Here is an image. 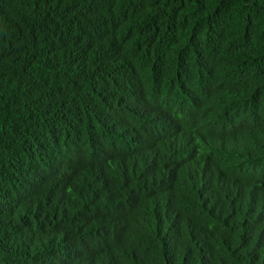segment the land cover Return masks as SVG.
Here are the masks:
<instances>
[{
	"label": "trees",
	"instance_id": "trees-1",
	"mask_svg": "<svg viewBox=\"0 0 264 264\" xmlns=\"http://www.w3.org/2000/svg\"><path fill=\"white\" fill-rule=\"evenodd\" d=\"M0 264H264V0H0Z\"/></svg>",
	"mask_w": 264,
	"mask_h": 264
}]
</instances>
